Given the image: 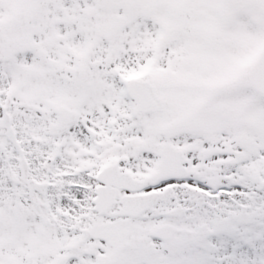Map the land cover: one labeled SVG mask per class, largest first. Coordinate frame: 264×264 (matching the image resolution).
<instances>
[{"label":"snow or ice","instance_id":"obj_1","mask_svg":"<svg viewBox=\"0 0 264 264\" xmlns=\"http://www.w3.org/2000/svg\"><path fill=\"white\" fill-rule=\"evenodd\" d=\"M0 264H264V0H0Z\"/></svg>","mask_w":264,"mask_h":264}]
</instances>
